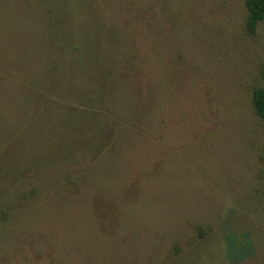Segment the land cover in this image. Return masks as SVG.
Segmentation results:
<instances>
[{"label":"rangeland","instance_id":"obj_1","mask_svg":"<svg viewBox=\"0 0 264 264\" xmlns=\"http://www.w3.org/2000/svg\"><path fill=\"white\" fill-rule=\"evenodd\" d=\"M247 15L0 0V264H264V20L251 34ZM69 108L109 140L57 160Z\"/></svg>","mask_w":264,"mask_h":264},{"label":"trees","instance_id":"obj_2","mask_svg":"<svg viewBox=\"0 0 264 264\" xmlns=\"http://www.w3.org/2000/svg\"><path fill=\"white\" fill-rule=\"evenodd\" d=\"M246 7L248 10L246 30L248 33L254 34L257 31L259 23L264 20V0H246ZM11 74H14V72H12ZM80 97L81 96L79 94L77 96V99H80ZM253 105L257 115L264 121V85L259 86L254 90ZM73 106L75 107V104H72L71 108ZM71 108L67 110L69 111L67 115L66 113L64 114V121L61 123V126L56 127V129H58L57 135L62 137V141L60 142V145L58 147L59 151H55L57 152L55 153L57 160H59L58 155L65 156V158L67 157L71 159H77L78 153H80L81 155V153L85 154V152H95L97 149L106 144L104 140H109L104 136L108 132V128L105 127H111L110 125H112V123L109 122L108 119L104 121L94 120L91 122L86 121V119H73L72 116L74 115L77 117L84 116L85 118L86 116L83 113H80L79 110H72ZM54 129L55 127L52 130ZM58 132H60V134H58ZM57 139L59 138H56V140ZM111 141L114 142L112 139ZM70 142H72L71 146L68 147V144ZM72 144L74 145V147ZM47 159L51 158L46 157V160L44 161L45 163L42 162L44 166L48 163Z\"/></svg>","mask_w":264,"mask_h":264}]
</instances>
